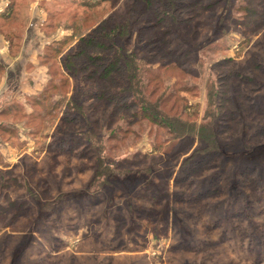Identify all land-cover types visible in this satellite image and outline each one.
<instances>
[{
  "label": "rangeland",
  "instance_id": "rangeland-1",
  "mask_svg": "<svg viewBox=\"0 0 264 264\" xmlns=\"http://www.w3.org/2000/svg\"><path fill=\"white\" fill-rule=\"evenodd\" d=\"M150 1L0 0V264H264V0ZM119 54L217 147L119 110Z\"/></svg>",
  "mask_w": 264,
  "mask_h": 264
},
{
  "label": "trees",
  "instance_id": "trees-1",
  "mask_svg": "<svg viewBox=\"0 0 264 264\" xmlns=\"http://www.w3.org/2000/svg\"><path fill=\"white\" fill-rule=\"evenodd\" d=\"M146 3H150V0H145ZM187 7V6H186ZM189 8V6L187 7ZM12 15H10L11 17ZM98 48V47H97ZM105 51H113L114 47H101ZM167 56H172L170 52L165 53ZM75 57H71L70 60L73 61ZM99 60L105 61L106 65L102 69V75L100 76V79H105L106 85L108 84V89H111L112 87L117 85V82H120V79L127 82L128 88L125 89V91L134 94L132 97L137 98V105L131 103L130 106L125 105L124 103H119V110L126 111L128 108H131L132 106H137L141 112L140 115L143 118L149 117L151 119L152 123L159 124L160 122H167L171 123L173 125L174 129L172 130V133H170L171 136H175L176 138H184L187 135L194 134L196 136H202L203 133V140L210 146L211 144H214L215 147L216 141L214 140V131L212 127L210 126H200L198 127L196 123H193L186 118L185 113H180L177 111V109L174 107L176 104H173L171 110H166V106H169L173 100H176L177 102L181 101L184 102L183 99H180L177 94L170 93L167 96H160L157 101H152L151 98L155 96V91L150 94V97L146 98L144 96V92L147 91V87L150 86V84H153V82L159 83L160 80L163 79L162 75L154 70H152L150 67L147 68V63L144 62L141 64L138 60V57L134 56H128L123 57V55H117L114 58L111 59L106 57L104 60V56H98L96 58H93L92 60H89L92 64L99 63ZM149 60V59H148ZM104 65V63H103ZM72 67V65H70ZM69 66V67H70ZM167 67H161L162 70H164V74H168L170 71H175L178 68L176 67V64L166 65ZM70 67V68H71ZM160 68V69H161ZM111 76V77H110ZM143 79L148 80L149 82H143ZM159 81V82H158ZM160 85H157L159 87ZM107 89V91H108ZM157 91V89H156ZM134 100V101H135ZM175 102V101H174ZM164 107V109L162 108ZM163 109V111L161 110ZM166 112V113H165ZM173 115H170V114ZM205 132V133H204ZM187 134V135H185ZM212 148V145H211Z\"/></svg>",
  "mask_w": 264,
  "mask_h": 264
},
{
  "label": "crops",
  "instance_id": "crops-1",
  "mask_svg": "<svg viewBox=\"0 0 264 264\" xmlns=\"http://www.w3.org/2000/svg\"><path fill=\"white\" fill-rule=\"evenodd\" d=\"M3 2H0V5L2 4ZM5 6V5H4ZM36 23H37V20L35 19V18H33V20H32V23H31V25H30V27H29V30H28V32H27V38H26V40H25V47L23 48V52H22V55L24 54V51H25V49H26V46L28 45V47L32 44V43H34V41L37 39V27H36ZM39 39V38H38ZM41 39V38H40ZM1 51H2V49H1ZM3 54V53H2ZM1 54V57H0V61L2 62V64L3 65H5V57H4V54L2 55ZM21 55V56H22ZM23 68V71H24V67L22 66H20V65H16L15 66V71H11V69L9 70V69H7V76L9 77H11L13 74H14V76H15V74H16V76H17V78H19L22 74H21V69Z\"/></svg>",
  "mask_w": 264,
  "mask_h": 264
}]
</instances>
